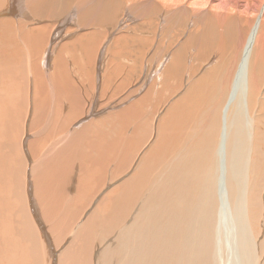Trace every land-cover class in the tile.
I'll use <instances>...</instances> for the list:
<instances>
[{
  "label": "bare ground",
  "instance_id": "obj_1",
  "mask_svg": "<svg viewBox=\"0 0 264 264\" xmlns=\"http://www.w3.org/2000/svg\"><path fill=\"white\" fill-rule=\"evenodd\" d=\"M73 68L161 82L97 120ZM0 264H264V0H0Z\"/></svg>",
  "mask_w": 264,
  "mask_h": 264
},
{
  "label": "rangeland",
  "instance_id": "obj_2",
  "mask_svg": "<svg viewBox=\"0 0 264 264\" xmlns=\"http://www.w3.org/2000/svg\"><path fill=\"white\" fill-rule=\"evenodd\" d=\"M57 9L59 8H61L60 6L59 7H56ZM58 9V10H59ZM5 12H7V10H5V11H2V13L4 14ZM64 14H67V11L65 10L64 11ZM76 26V25H75ZM74 28V26L73 25H70V28ZM114 27H115V25H113L112 27H111V29H112V31L113 30H115L114 29ZM72 58H74V57H72ZM72 58H70V59H68V60H71V61H67L66 59H64L63 60V64H68L69 62V64L68 65H70L71 64V67H72V65H74L75 66V63H72V62H74V60L72 59ZM187 58H189V56H187ZM64 61H66V62H64ZM84 62H87L86 60H83ZM38 63H39V61H37ZM40 64V63H39ZM77 64V63H76ZM98 68H96V70L95 69H90V70H84L83 72L82 71H80L79 72V70H77V69H74L73 68V72H69V74H64V75H62V76H67L69 79H71V81H73L74 82V84L77 86V87H80L81 88V94H85V99H86V101H89L93 96H96V94L98 95L99 93H103V90H104V92H106V94H99V96H98V100H97V102H95V103H90L89 105H91V106H94V110H96L95 111V113H94V116L92 117V119H97V120H99L100 118H101V116H98L97 115V112H100V111H104L105 113H108L107 114V116H112V114L114 113V111H116L117 110V112H119V111H121V110H124V111H126V112H129L132 108H131V105H133L134 103H136V100H139V98L141 99V98H145V100L146 99H148V100H154L153 98L151 99V96L153 95V92L155 93L154 95H156V90H153V92H152V95L150 94V93H148L149 91H150V88H151V86L152 85H154V84H156V82H158L159 80H160V78L157 76V75H155V77H154V75H150V76H148L147 75V80L145 79V76H143L144 74H140V73H136L137 75H135V74H130V76H129V74H126V73H118V74H114V73H112V74H110V77H109V74L108 75H106V72H104L103 70V72L101 71V70H97ZM78 71V72H77ZM88 71V72H87ZM99 71H101V72H99ZM78 73V75H77V73ZM56 73V72H55ZM74 73V74H73ZM76 73V74H75ZM73 75V76H71L70 77V75ZM105 74V75H104ZM124 74V75H123ZM115 75V76H114ZM118 75H120V76H118ZM58 76V75H57ZM75 77V79H73ZM98 77H100V79H99V82L97 81V78ZM106 77V78H105ZM108 77V78H107ZM95 78H96V80H95ZM103 78H104V80H103ZM110 78H111V80H110ZM153 78V79H152ZM144 79L146 80L145 82H147V84H146V86H144L142 83L144 82ZM150 79V80H149ZM189 77H187L186 75L184 76V85H186L187 84V82L189 81ZM42 80H44L43 82H45V83H47V78H45V77H42ZM77 80V81H76ZM107 80V81H106ZM153 80V81H152ZM151 82V84H148V83H150ZM96 82V83H95ZM102 82V83H101ZM161 81H159L158 83H160ZM186 83V84H185ZM145 84V83H144ZM178 84H180V83H177L176 82V87H177V85ZM104 85V86H103ZM138 85V86H137ZM143 85V86H142ZM148 85V86H147ZM151 85V86H150ZM24 86V82H23V85H22V87ZM133 86H137L139 89H136V87H133ZM174 86V85H173ZM96 87V88H95ZM141 87V88H140ZM167 87H169V88H171V89H168ZM182 86H180L178 89H181V90H179V91H177L178 93H177V95H174V93L173 92H175L174 91V89H173V87H171V86H165V91L164 92H162V95H161V97H159L160 99H158V101H157V104H159L154 110L156 111V117H154V120L156 121V120H158V119H156V118H159L160 117V115H159V113L161 114V113H163L164 112V110H167V105L169 104V101H164V100H166V98H168L169 97V95H174L172 98H170V102L172 101V100H174L175 98H176V96H178V95H182L183 93H184V91H185V89H183V88H181ZM132 89H134V92H133V90ZM149 89V90H148ZM139 90V91H138ZM44 91H46L47 92V90H45L44 89ZM156 91V92H155ZM168 91V92H167ZM173 91V92H172ZM181 91V92H180ZM88 92V93H87ZM110 92H111V94H110ZM128 92V93H127ZM132 92H133V94H132ZM48 94H44V92L43 93H39L38 94V98H39V100H40V102L38 103V104H40V105H45V104H47L48 106H49V108H50V104L49 103H51L52 102V100H51V96H50V94H49V92H47ZM52 93H54V92H52ZM92 95H91V94ZM96 93V94H95ZM130 93V94H129ZM166 93H167V95H166ZM148 95V97H150V99L148 98V97H145V95ZM176 94V93H175ZM105 95V96H104ZM121 95V96H120ZM167 96L166 98H165V96ZM67 98H68V96H66ZM87 97V98H86ZM89 98V99H88ZM56 106H61L60 104H62V99H59V101H58V98L56 97ZM102 99V100H101ZM161 99H162V101H161ZM51 101V102H50ZM113 104H112V103ZM145 102H147V101H145ZM106 103V104H105ZM125 103V104H124ZM144 104V100L141 102V105H143ZM88 105V106H89ZM111 105V106H110ZM116 105V107H114ZM123 106V107H122ZM163 106V107H162ZM98 107H99V110H98ZM54 108V107H53ZM120 108V109H119ZM116 109V110H115ZM107 110V111H106ZM119 110V111H118ZM157 113H158V115H157ZM85 114H88V112L86 113L85 112ZM96 114V115H95ZM106 115V114H105ZM163 115V114H162ZM87 115H85V118H87L86 117ZM145 116H146V114L143 116V118H142V120L145 118ZM203 116H205V117H203ZM95 117V118H94ZM200 119H198L197 118V123L198 122H200L199 124H197V125H199V129L200 130H202V133L204 132V130L203 129H205V119H207V116L206 115H202V116H200L199 117ZM205 118V119H204ZM259 118H260V116H259ZM55 119V118H54ZM53 119V120H54ZM202 119V120H201ZM52 120V121H53ZM152 120V119H151ZM79 121V119L76 121V122H78ZM202 121V122H201ZM47 122V121H46ZM75 122V123H76ZM113 122H115L116 123V121L113 119ZM52 123V122H51ZM75 123H73V124H75ZM141 123V122H140ZM202 124V125H201ZM30 135H34V133L32 132ZM65 142V141H64ZM126 167H121L120 168V170H124ZM127 173V172H126ZM125 173V174H126ZM84 175V174H83ZM82 175V176H83ZM125 178V177H124ZM124 178H122L121 179V181L124 179ZM124 181V180H123ZM122 181V182H123ZM111 183V182H110ZM115 183V182H114ZM114 183L112 184V185H114ZM77 184V183H76ZM75 184V185H76ZM75 185H73V186H71L70 185V182L66 185V188H67V190L71 193V194H75L76 193V191H74L72 188L73 187H75ZM103 191H105V190H103ZM102 191V192H103ZM71 199V198H70ZM69 200V199H68ZM89 211V212H88ZM230 211V212H229ZM86 212H87V214H90V210H88V208H86ZM228 212L230 213L229 215H230V219H231V217H232V220H230V224L229 223H226L225 224V227H227L228 226V224H229V228L230 227H233L234 226V222H233V214H232V210H231V207L229 208V210H228ZM86 217V214H81V217H80V219H79V221H80V224H81V219H82V222L84 221L83 219ZM41 222H42V220H41ZM45 226H47V223L45 224L44 222H42ZM43 225V226H44ZM72 225H73V228H74V230L75 229H77L78 228V226H79V223L77 222V223H74V222H72ZM46 228V227H45ZM48 228H49V226H47V228H46V230H45V233L47 234L49 231H48ZM74 230H73V232H74ZM49 235L50 236H48V234H47V236H48V238H50V237H52V234H50V232H49ZM56 236H58V238L60 239V241L61 240H63L64 238H65V236H60V235H58L57 233L54 235V237H56ZM53 237V238H54ZM73 238V233L72 232H68V238L66 239V240H64L61 244H60V250L61 249H63L66 245H68V243L71 241V239ZM51 240V239H50ZM52 242H53V239H52ZM59 248H58V250H56L55 249V251L57 252V255L59 254ZM92 258H93V260L94 261H96V256H95V253H94V255L92 256Z\"/></svg>",
  "mask_w": 264,
  "mask_h": 264
}]
</instances>
